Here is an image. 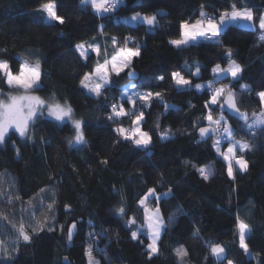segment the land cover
<instances>
[{
	"label": "trees",
	"instance_id": "16d2710c",
	"mask_svg": "<svg viewBox=\"0 0 264 264\" xmlns=\"http://www.w3.org/2000/svg\"><path fill=\"white\" fill-rule=\"evenodd\" d=\"M49 2L63 24L43 20L41 5ZM234 4L253 10L254 27L229 24L213 38L218 44L197 41L177 48L169 43L180 37L182 22L200 19V10L218 20ZM263 11L264 0H123L102 15L81 0H0V60L8 61L13 72L24 59L29 64L39 60L41 88L32 94L70 106L83 122L86 141L70 146L73 126L41 115L26 136L15 133L0 144V264H88L89 259L98 264H264V126L243 128V121L223 110L236 129L233 138L251 145L242 153L247 171L233 162L232 177L213 148L216 137L202 141L197 136L208 125L210 110L214 119L221 115L219 105L205 107L209 82L211 87L228 85L225 95L232 90L248 119L262 111L256 93L264 90V31L256 18ZM134 13L155 15L156 21L148 25L123 19ZM126 38H131L128 43ZM93 40L99 53L83 59L76 45ZM126 47H139L141 55L120 76L110 74L112 83L104 95L96 97L82 87L85 73ZM231 61L243 69L237 78L212 72ZM197 65L199 76H194ZM128 72L137 78L131 80ZM174 72L191 86L178 89L171 79ZM129 83L140 93L159 92L161 97H153L148 107L138 99L130 112L129 103L121 100L129 115L109 120L111 105H119ZM197 84L203 88H195ZM8 90L0 78V91ZM135 109L144 112L140 128L151 136L147 148L116 131L134 127ZM227 143H221L222 150ZM199 167L211 169L208 179ZM150 188L155 196L141 205ZM121 206L123 216L117 213ZM148 208H159L163 221L158 252L151 257L143 226ZM129 218H135V225L127 226ZM238 218L249 225L250 255L239 244ZM71 224L76 231L69 240ZM21 225L30 241L19 235ZM138 229L134 240L131 233ZM213 244L225 247L222 261L211 254ZM178 249L187 255L181 258Z\"/></svg>",
	"mask_w": 264,
	"mask_h": 264
},
{
	"label": "snow or ice",
	"instance_id": "6c2138e0",
	"mask_svg": "<svg viewBox=\"0 0 264 264\" xmlns=\"http://www.w3.org/2000/svg\"><path fill=\"white\" fill-rule=\"evenodd\" d=\"M123 3V0H81V4L84 6L91 5L97 14L107 13L114 10L119 4ZM203 7V6H202ZM41 10L47 13V18L49 20L58 21L60 24H63L64 18L57 15L55 11V4L52 2L45 3L41 5ZM201 19H197L194 22L189 23L184 21L181 23L180 27L182 29L181 38L172 40L169 43L174 45L177 48L188 46L192 42H197L198 37H202L205 41L220 43L218 39L213 40L214 37H219L224 27L234 21H247L252 22L254 20V13L251 8H237L236 5H232V10L230 12L225 11L220 14L219 22L215 18L206 17V13L202 10L200 12ZM132 21L143 20L148 25H153L156 21L155 15L153 16H143L139 13L134 14L131 18ZM259 29L264 31V14H261L258 18ZM246 27H254L252 23L245 25ZM264 38V36H262ZM131 38H126L125 43ZM117 41L113 38V45H116ZM88 47H95L97 53H99L98 46L89 45ZM77 51L81 57L87 58V48L84 44H78L76 46ZM141 55L139 47L136 48H120L115 55L112 56L111 61L105 59L102 65H98L94 72L85 73L83 79L80 83L82 87L87 88L89 93L94 94L96 97H100L105 94L107 89L111 86L110 74L114 73L116 76H120L125 69L129 68L132 64L134 58H137ZM227 55L231 57V50L227 51ZM243 71L242 67L239 64H236L235 61H231L227 69H222L220 65H216L212 72L214 74L225 73L231 74L233 78H237L238 74ZM200 65L196 66V72L193 73L194 76H199ZM130 77H135V72H128ZM0 78L4 79L5 83L10 89H15L18 94H12L9 92L5 99H0V144L6 142L7 139H11V136L15 133H19L20 137H24L28 134L29 127L31 123H34L35 119L44 114V109L47 108V116L54 119L55 121L65 122L70 120L72 126L75 130V136L73 139L69 140V145L74 143L79 145L85 143V137L83 132V122L78 119L73 118V109L70 106H62L56 103H46L40 96L32 95L31 93L39 91L41 88V65L39 60H36L34 64H29L27 59H24L20 64L17 71L13 72L12 67L6 60H0ZM95 80L94 86L88 81ZM158 80L163 81L164 76H158ZM171 79L175 82L177 87L191 86V82L185 79L180 73H172ZM211 83L209 82V88H211ZM137 86L135 84L126 86L122 91L121 100L135 106L137 98L143 102V107L150 106V101L153 97L160 98L161 93L156 92H147L140 93L132 91L129 94L130 89H135ZM247 90V86H242ZM195 88L202 89L203 85L197 84ZM226 87L212 89L211 97L208 101L205 102V107L210 105H219L221 115L218 119H214L212 111L210 110L205 117L208 121V127H201L199 129L201 139L209 138L211 135L218 136L213 142V148L216 149L217 153L220 154L225 161L228 162V175L229 177L233 176V162L239 167L241 171H247L248 164L244 159L242 153L245 150H251V145L246 141H236L233 139L236 129H233L231 125L228 124L223 110L225 106L228 110L236 114L237 118L244 122L241 126L243 128L252 129L255 126H264V112L260 113L259 116H256L252 123H248V116L246 113L241 112L237 107L235 100V95L231 89ZM260 98V102L264 105V91L256 93ZM107 99V97H105ZM223 98V104H220V99ZM112 115L108 117L109 120L114 118L123 117L129 115L125 111L124 104L120 103L111 105ZM135 115L133 120V128L126 130L123 127L118 128L116 131L120 133L124 139L131 140L138 147L147 148L151 143V136L148 132L142 131L140 128V122L144 117V112L140 111L138 115L135 112L132 113ZM255 115V114H254ZM11 130V131H10ZM166 139V137H162ZM227 140L228 147L226 150H221V142ZM237 147L241 155H237ZM17 154L19 150L17 149ZM106 164L107 161H104ZM197 171L200 173L204 179H208L211 175V169L207 167H199ZM166 193L165 195H169ZM155 196V189H148V193L144 199L140 200V204L144 205L145 201L151 197ZM159 200V197H156ZM51 208V205H49ZM66 208L69 206H65ZM117 213L120 216L125 215V209L121 206L117 209ZM135 218H129L127 221V226L135 225ZM145 226L147 229L148 239L151 241L147 248L149 251V256L158 252L157 241L160 238V231L163 226V221L159 213V208L155 212H149L145 210ZM76 225L72 224L68 229V239H72L73 229ZM238 233H239V244L241 249L247 254L250 255L248 244L246 243V237L249 232V225L242 220H239L237 223ZM38 229L34 228L33 232ZM133 231L131 233L132 239L138 238V232ZM19 235L23 238L24 241H30L31 236L25 232L23 225L19 228ZM210 252L213 256L217 258L218 261H222L225 258V247L221 244H213L210 246ZM87 255L91 257V250L87 251ZM177 255L181 258L187 255V252L183 249L177 250ZM228 264H232V261H228Z\"/></svg>",
	"mask_w": 264,
	"mask_h": 264
},
{
	"label": "rangeland",
	"instance_id": "374dc122",
	"mask_svg": "<svg viewBox=\"0 0 264 264\" xmlns=\"http://www.w3.org/2000/svg\"><path fill=\"white\" fill-rule=\"evenodd\" d=\"M111 11H109V12H107V13H110ZM159 13H162V11H159ZM134 14H136V13H134ZM134 14H131V15H129V16H124L123 17V19L126 21L127 19H130ZM140 14V13H139ZM262 14H264V11H263V13ZM141 15V17H143V16H145V15H143V14H140ZM201 19V18H200ZM43 20L44 21H46V22H52V21H54V20H49L48 18H47V13L46 12H44L43 13ZM217 22H219V19L218 20H216ZM181 32H182V29H181ZM179 38H181V35H180V37ZM112 59V58H111ZM111 59L109 60V61H111ZM229 65L230 64H228L225 68L227 69L228 67H229ZM222 69H224V68H222ZM216 75V77H221V76H224V75H228V74H225V73H219V74H215ZM229 75H231L230 73H229ZM132 80V79H131ZM129 85H132V83H129V84H127L126 86H129ZM125 86V87H126ZM176 86V85H175ZM125 87L122 89V91L125 89ZM177 87V86H176ZM186 86H184V87H177L178 89H182V88H185ZM223 87H228V85H225V86H223ZM208 89H209V87H208ZM122 91H121V94H122ZM132 91H136V92H138L136 89H130L129 90V94H131V92ZM260 91H264V90H260ZM260 91H258V92H260ZM9 92H11L12 94H18L17 92H16V90L15 89H10L9 88V90L8 91H0V99H5L6 98V96H7V94L9 93ZM89 92V91H88ZM257 92V93H258ZM32 94V93H31ZM121 94H120V97H119V104H120V101H121ZM32 95H34V94H32ZM138 99L139 98H137V101H138ZM45 101V100H44ZM125 101H126V98H125ZM46 103H56V102H53V101H45ZM56 104H58V103H56ZM61 105V104H60ZM130 105V109L128 110L129 112L132 110V107H133V105H131V104H129ZM262 105V104H261ZM62 106H64V105H62ZM136 110V109H135ZM137 111V110H136ZM262 112H264V105H262V111L261 112H258V113H255V115L253 114L251 117H249V119H248V123H252V121L255 119V117L256 116H259L260 115V113H262ZM137 113V112H136ZM43 115H45V116H47V108H45L44 109V114ZM48 117V116H47ZM73 118L74 119H76L75 117H74V114H73ZM59 122V121H58ZM65 122H69L71 125H72V122L70 121V120H66ZM59 123H62V122H59ZM255 127H258V126H255ZM255 127H253V128H255ZM142 130V129H141ZM143 131V130H142ZM18 135H19V133H17ZM74 136H75V130H74V133H73V135L68 139V144H69V140H71V139H73L74 138ZM214 137H216L215 138V140L217 139V136H214ZM234 140H236V141H244V140H241V139H237V138H233ZM214 140V141H215ZM228 142V141H227ZM227 142H224V143H227ZM222 143V142H221ZM74 145H77V144H73V145H71V146H74ZM220 147H221V150H222V146L220 145ZM227 147H228V143H227V145L223 148V150L222 151H224V150H226L227 149ZM238 151H239V148L237 147V153H238ZM222 157V156H221ZM223 158V157H222ZM227 162V161H226ZM235 164V163H234ZM236 165V164H235ZM227 166H228V162H227ZM237 166V165H236ZM238 167V166H237ZM239 168V167H238ZM227 169H228V167H227ZM147 193H148V191H147ZM146 193V194H147ZM146 194L141 198V199H144V197L146 196ZM152 197H154V196H151V197H149L146 201H145V206H146V204L148 203V201L152 198ZM140 199V200H141ZM148 209H150V211L151 212H155L156 211V209L157 208H148ZM150 212V213H151ZM161 232H162V228H161V231H160V234H161ZM249 233V232H248ZM144 234L148 237V234H147V231L145 230V232H144ZM151 242V241H150ZM88 264H98V262H97V260L96 259H89V261H88Z\"/></svg>",
	"mask_w": 264,
	"mask_h": 264
},
{
	"label": "crops",
	"instance_id": "0c3cea01",
	"mask_svg": "<svg viewBox=\"0 0 264 264\" xmlns=\"http://www.w3.org/2000/svg\"><path fill=\"white\" fill-rule=\"evenodd\" d=\"M42 11V10H41ZM202 10H200L199 11V16H200V12H201ZM43 12V11H42ZM230 12V11H229ZM102 14H105V13H101L100 15H102ZM200 18H201V16H200ZM137 21H143V20H137ZM126 22L127 23H134L135 21H132L131 19H127L126 20ZM248 23H251V22H247V21H234V22H231V23H229V24H237V25H246V24H248ZM229 24H227V25H229ZM226 25V26H227ZM225 26V27H226ZM224 27V28H225ZM259 27V26H258ZM177 39H180V38H177ZM176 40V39H175ZM80 44H84L85 46H86V48H87V53L89 54L90 52H96L97 53V51L95 50V47H88L89 45H92V46H98V44L96 43V42H94V40L93 41H88V42H84V43H80ZM77 46V45H76ZM99 47V46H98ZM77 50V49H76ZM78 53H79V51H78ZM87 54V55H88ZM115 55V54H114ZM113 56V55H112ZM112 56L110 57V58H108L107 60H110L111 58H112ZM83 59H85L84 57H82ZM103 64V63H102ZM101 64V65H102ZM96 69V68H95ZM94 69V70H95ZM224 69H226V68H224ZM94 72V71H93ZM229 75V74H228ZM88 83H90V84H92L93 86H94V83H95V80L93 79L92 81H88ZM145 210H148L149 212H151L150 211V209H145ZM143 226H144V229L147 231V229H146V226H145V211H144V224H143ZM161 235V234H160Z\"/></svg>",
	"mask_w": 264,
	"mask_h": 264
},
{
	"label": "water",
	"instance_id": "95a60500",
	"mask_svg": "<svg viewBox=\"0 0 264 264\" xmlns=\"http://www.w3.org/2000/svg\"><path fill=\"white\" fill-rule=\"evenodd\" d=\"M128 77H129L130 79H136V78H137V75H136L135 77H130V76L128 75ZM223 102H224V101H222V104H223ZM224 111H225V113H226L228 116L235 117L237 120H239V119L237 118L236 114H234L232 111L228 110L226 106H225V108H224ZM239 121H241V120H239ZM241 122H242V121H241ZM203 127H208V125H207V126H203ZM200 128H201V127H200ZM200 128H199V129H200ZM199 129L197 130V136H198V138H199L200 140H202V141H206L207 139H209V138H213V137L215 136V135H211V134H210L209 138L201 139ZM71 225H72V224H71ZM71 225H70V227H71ZM70 227H69V228H70ZM75 231H76V227H75V229H73L72 237H73V235L75 234Z\"/></svg>",
	"mask_w": 264,
	"mask_h": 264
},
{
	"label": "built area",
	"instance_id": "2783aa9c",
	"mask_svg": "<svg viewBox=\"0 0 264 264\" xmlns=\"http://www.w3.org/2000/svg\"><path fill=\"white\" fill-rule=\"evenodd\" d=\"M210 18V17H209ZM259 36H262V33H260L259 34ZM197 41H199V42H204L205 40L202 38V37H198L197 38ZM216 88H221V86H218V87H211V88H209V89H207V91H208V93H211L212 94V89H216ZM141 110H137L136 112L137 113H139ZM216 136V135H215ZM217 139H218V136H217ZM224 142H227V140H224V141H222V143H224Z\"/></svg>",
	"mask_w": 264,
	"mask_h": 264
}]
</instances>
